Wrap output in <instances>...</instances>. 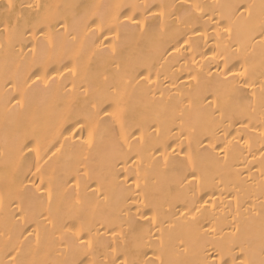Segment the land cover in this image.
Instances as JSON below:
<instances>
[{"label":"bare ground","instance_id":"bare-ground-1","mask_svg":"<svg viewBox=\"0 0 264 264\" xmlns=\"http://www.w3.org/2000/svg\"><path fill=\"white\" fill-rule=\"evenodd\" d=\"M0 264H264V0H0Z\"/></svg>","mask_w":264,"mask_h":264}]
</instances>
